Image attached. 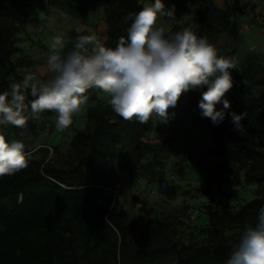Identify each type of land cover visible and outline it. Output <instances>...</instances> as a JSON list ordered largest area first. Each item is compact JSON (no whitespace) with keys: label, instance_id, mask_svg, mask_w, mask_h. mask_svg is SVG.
Returning a JSON list of instances; mask_svg holds the SVG:
<instances>
[{"label":"trees","instance_id":"obj_1","mask_svg":"<svg viewBox=\"0 0 264 264\" xmlns=\"http://www.w3.org/2000/svg\"><path fill=\"white\" fill-rule=\"evenodd\" d=\"M144 2L154 0H46L45 7L77 18L98 4L104 10L103 42L115 47L119 37L127 35L132 22L129 14L138 13ZM162 2L166 9L174 10V15L194 8L183 24L171 27L173 31L195 23L198 35L210 39L217 26L225 30L230 24L231 11L218 10L212 0ZM22 25L18 1L0 0V93L10 91V84L21 81L19 69L32 65L24 56L14 58L18 52L16 36ZM230 30L236 33L234 23ZM78 35L83 33H68L66 50L71 49ZM245 79L243 73L233 79L227 94L230 110L244 113L240 131L230 130L222 122L214 126L201 115L196 123L215 140L209 153L226 168L244 166L243 181L255 185L256 192L236 211L219 204L205 207L213 228L204 245L191 247L174 242L170 238L173 225L167 220L147 219L140 225H130L117 197L107 193L98 175L100 164L112 160L116 153L126 160H139L154 149L141 142L150 122L123 120L112 112L107 98L103 105L87 108L85 127L76 130L69 143L74 155L69 166L41 165L29 157L31 147L24 144L28 167L0 177V264H226L236 241L223 236L222 230L254 225L264 207V151L255 145L256 130L264 124V74L257 84ZM206 90L207 86L192 91L188 104L198 106ZM32 99L27 95L26 102ZM88 99L93 101L95 93L90 92ZM40 114L50 116L52 112ZM26 129L35 131L31 117ZM12 135L13 141H21V128L12 126Z\"/></svg>","mask_w":264,"mask_h":264},{"label":"rangeland","instance_id":"obj_2","mask_svg":"<svg viewBox=\"0 0 264 264\" xmlns=\"http://www.w3.org/2000/svg\"><path fill=\"white\" fill-rule=\"evenodd\" d=\"M17 1L23 25L16 36L18 52L14 58L24 56L32 62L30 67L18 70L21 80L26 72L43 75L49 45L56 34H62L65 43L70 31L96 33L105 40L104 10L96 3L82 16L68 18L46 8V0ZM212 3L218 10L229 9L232 14L227 29L217 26L216 34L208 41L222 55L236 61L233 79L243 73L246 81L257 84L264 74V0H212ZM193 12L194 8L188 7L186 13L162 17L160 22L170 28L181 25ZM231 23L236 25V33L230 30ZM90 92L95 93V99H88L69 130H56L53 112L50 116L39 114L32 119L34 133L26 126L21 128V142L30 145L31 159L41 165L48 163L62 168L73 163L69 143L75 131L85 127L87 108L103 105L108 98L100 89H90L86 95ZM191 92L183 94L177 106L169 109L166 123L158 117L149 120L150 129L143 134L141 142L154 148L152 151H147L139 160H126L116 153L112 160L98 166V175L107 193L117 197L130 225H140L147 219L167 220L173 225L170 238L174 242L198 247L207 242L213 228L205 207L219 204L236 211L253 199L256 186L244 183V166L226 168L209 153L215 147V140L208 130L197 125L200 109L188 104ZM227 94L224 99L228 100ZM222 107V102L216 106L217 110ZM231 112L234 111L230 108L225 110L222 122L230 130L235 128L230 122ZM0 134L13 141L12 126L0 125ZM255 145L264 151V124L256 130ZM242 231L223 229L222 235L237 242Z\"/></svg>","mask_w":264,"mask_h":264},{"label":"clouds","instance_id":"obj_3","mask_svg":"<svg viewBox=\"0 0 264 264\" xmlns=\"http://www.w3.org/2000/svg\"><path fill=\"white\" fill-rule=\"evenodd\" d=\"M162 0L145 4L136 14L127 35L115 47L106 46L96 33L78 35L66 50L62 34L49 45L43 75L26 72L10 91L0 93V125L23 128L29 118L45 111L55 113V128L65 132L88 102L86 93L100 89L108 97L112 112L125 121L147 123L158 117L167 122L183 94L207 86L198 103L200 115L214 126L225 119L231 107L224 99L233 86L236 61L198 35L199 26L190 23L173 31L161 23L174 17ZM33 99L26 102L27 95ZM222 102L223 107L216 106ZM230 122L242 129L244 113H230ZM28 154L21 141L9 142L0 134V177L11 176L28 167ZM226 264H264V207L257 222L247 224L232 245Z\"/></svg>","mask_w":264,"mask_h":264}]
</instances>
